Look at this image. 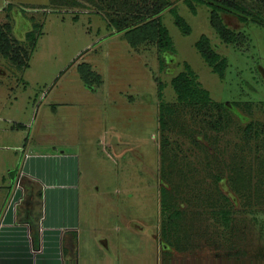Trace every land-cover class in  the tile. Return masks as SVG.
<instances>
[{
  "label": "rangeland",
  "instance_id": "obj_1",
  "mask_svg": "<svg viewBox=\"0 0 264 264\" xmlns=\"http://www.w3.org/2000/svg\"><path fill=\"white\" fill-rule=\"evenodd\" d=\"M190 1L195 12L188 0H0V23L9 20L27 47L19 62L0 55V168L18 163L26 139L63 149L76 158L81 219L142 223L128 230L136 241L120 231L122 247L142 249L145 260L155 258V242L161 258L174 247L175 264H261L264 26L221 12L241 33L224 42L209 7ZM246 1L264 15V0ZM146 8L163 9L143 21ZM155 21L168 29L171 50L152 39ZM201 34L227 60L222 77L195 46ZM186 63L213 100L226 102L217 128L209 121L215 106L202 112L177 102L170 78ZM168 180L171 190L161 193ZM168 194L176 201L169 209L161 206ZM223 204L229 224L217 212Z\"/></svg>",
  "mask_w": 264,
  "mask_h": 264
},
{
  "label": "crops",
  "instance_id": "obj_2",
  "mask_svg": "<svg viewBox=\"0 0 264 264\" xmlns=\"http://www.w3.org/2000/svg\"><path fill=\"white\" fill-rule=\"evenodd\" d=\"M22 152L16 165L0 168V264H175L174 247L161 258L155 242V258L145 260L142 249L121 246L120 231L127 237L130 228L142 227L138 221L125 219L121 228L117 218L101 228L81 219L73 154L27 139Z\"/></svg>",
  "mask_w": 264,
  "mask_h": 264
},
{
  "label": "trees",
  "instance_id": "obj_3",
  "mask_svg": "<svg viewBox=\"0 0 264 264\" xmlns=\"http://www.w3.org/2000/svg\"><path fill=\"white\" fill-rule=\"evenodd\" d=\"M154 0H144L146 3L145 6ZM201 3H205L209 7V20L214 29L216 30L218 36L224 42H232L237 37L241 35L240 31L235 30L229 27L221 16V12L230 13L241 22H247L252 20L264 26V15L261 11V8H258V5H253L246 0H196ZM188 4L192 8V11L195 12V9L192 5V2L188 0ZM169 6V4H165L164 7ZM163 7V8H164ZM163 8H159L158 10L153 11L151 13L148 8H146V13L143 16V21H151L152 18H155L159 15L160 11ZM139 21H136L138 23ZM174 22L181 29L182 32L188 33L190 30L189 24L185 21V19L177 14L174 17ZM156 23V24H155ZM155 25L153 28L154 34L152 39L157 41L159 48L161 49H172L171 38L168 33V29L160 24V22L155 21ZM134 24V23H133ZM131 25L121 26L119 30H123ZM12 27L9 20H6L0 23V55L6 58L9 62H16L20 60L21 57L26 56L27 47L23 45L21 41H19L15 36H13ZM195 46L199 50L201 56L204 60L209 64L211 70L216 72L220 77L224 75V69L227 64V60L224 56H221L210 44L209 38L205 34H201L199 38L195 41ZM170 83L173 89L176 92L177 102L180 104H185L188 108H194L195 110H202L205 112V109L215 106L217 108V116L213 119H210V125L217 128L220 122V119L223 117V111H225L226 102L215 101L210 96L209 90L201 85L199 80L197 79V74L190 67L188 63L185 64V69L178 71L170 78ZM205 108V109H203ZM168 114H163L162 117H159L161 128L165 127L167 124ZM251 126V123H247L245 125V129L248 130ZM233 167L230 166V170ZM234 170V169H233ZM214 183L220 180L221 175L216 173L214 174ZM227 177L231 178V172L227 175ZM168 186L165 184L160 185V192L171 190V184L168 180ZM226 198L225 195H223ZM175 201V195L171 196L168 194L164 198L161 199V206L166 205V208L172 207ZM176 202V201H175ZM177 207V206H176ZM181 208V207H180ZM174 209L175 216L184 212L183 208ZM219 217L223 220L225 224H229L231 220V210L223 206L217 209ZM168 219H170L171 213L168 212ZM173 219V218H172ZM170 230V229H169ZM168 230V231H169ZM170 234V232H168ZM165 241V239L163 238ZM264 264V263H261Z\"/></svg>",
  "mask_w": 264,
  "mask_h": 264
}]
</instances>
